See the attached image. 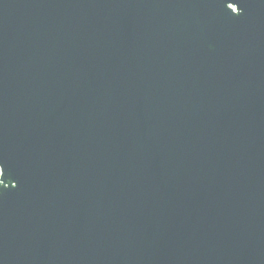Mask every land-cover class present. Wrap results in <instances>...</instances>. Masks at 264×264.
<instances>
[{"label": "water", "instance_id": "1", "mask_svg": "<svg viewBox=\"0 0 264 264\" xmlns=\"http://www.w3.org/2000/svg\"><path fill=\"white\" fill-rule=\"evenodd\" d=\"M0 264H264V0H0Z\"/></svg>", "mask_w": 264, "mask_h": 264}]
</instances>
